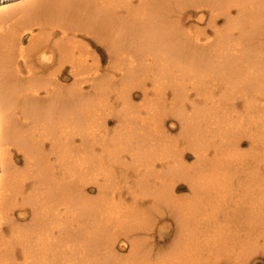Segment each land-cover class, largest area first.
Masks as SVG:
<instances>
[{
  "label": "bare ground",
  "instance_id": "1",
  "mask_svg": "<svg viewBox=\"0 0 264 264\" xmlns=\"http://www.w3.org/2000/svg\"><path fill=\"white\" fill-rule=\"evenodd\" d=\"M191 12L214 37L186 29ZM114 80L116 113L103 99ZM169 113L179 137L162 125ZM240 180L249 198L233 211L256 213L248 231L264 238V0H0V264H221L252 248L249 232L233 243L214 220ZM147 202L167 204L181 232L155 257L130 239Z\"/></svg>",
  "mask_w": 264,
  "mask_h": 264
},
{
  "label": "rangeland",
  "instance_id": "2",
  "mask_svg": "<svg viewBox=\"0 0 264 264\" xmlns=\"http://www.w3.org/2000/svg\"><path fill=\"white\" fill-rule=\"evenodd\" d=\"M189 14L188 13L186 14L185 20H184V22L186 23V29L187 28L190 29L191 26L194 27V28L191 27V29H196L197 25H198V27H201L202 29H203V27H205L204 30H206V31H203L201 28L200 29L197 28L198 31L201 30L200 34H203L204 32L205 33L207 32L208 34L206 33V35H211L213 37L215 36V34L213 33V29L210 28L211 24H209V18H207L208 15L202 16L201 13L198 14L196 12H191ZM218 25L221 28L226 26L225 25V21L223 19H219V24ZM202 31H203V33H202ZM201 36H203V35H201ZM100 49H101L100 52L102 51V53H103L102 69H105L107 67V65H108L107 52H106L105 48H100ZM119 77L120 76L117 75L115 79H118ZM147 82L150 83L149 85L152 87L151 82L150 81H147ZM68 83H71V81L70 82L68 81ZM110 83H111V89L109 88L108 90L111 91L112 93L108 94L109 96L108 95H104L103 99L104 98H106V99L108 98L109 99L108 101H110V104L113 105L114 109H115V107L118 106L116 108V110H115V113H116L117 110L119 109V106L121 107V103H120L121 101L117 97L115 92L117 90H120L121 86L117 85L115 80L111 81ZM114 84H116V85H114ZM117 86H120V87H118L117 89L114 88V87H117ZM85 87H86V90L89 91V89L91 88L90 83L86 82L85 83ZM129 93H130V97H132L131 100L134 102L133 103L131 101L133 106H134V104L135 105H140L142 103L144 98H143L142 91L140 89H138L137 87H132L131 90H129ZM117 94H118V92H117ZM191 95L195 97V93H192ZM142 113L143 114L146 113L145 110H143ZM164 116H165V121L163 122L164 124H162V125L164 127H166L165 128L166 131L168 133H170V135H172V137H179L178 135L181 134L180 133V131H181L180 128H182L181 122L179 121V119H177L176 116H174L173 114H170V115L164 114ZM119 124L120 123H119L117 117L109 116L108 126H107L108 129L113 131V130H115L117 128L116 126H118ZM245 143L246 144L243 145V148L245 150H247L250 147V145H249L248 142H245ZM181 147L184 148L185 146L183 145ZM186 154H187V157H186L187 162L190 163V164L193 163L195 161V154L192 151H190V149H186ZM13 157H14V162L17 163V165L19 167H23L24 166V158H23V156L18 151H16L15 149H14V156ZM125 159L123 158V160H125ZM117 165L121 166V167L123 166V164L122 165L117 164ZM118 166H116V167H118ZM121 167H118V168H121ZM127 171H129L131 173L133 172L130 169H128ZM118 172H121V169H118ZM243 176H244V174H243ZM243 178H245V176ZM91 180H87L88 183H86V192H88L87 194H88V196L90 198H92L93 200L96 201L97 197H95V196H99L100 194H99V190H98L97 186L95 184H93V181H91ZM242 181H241V184H240L241 187L238 186L239 188L237 187L235 189L236 191L234 190V192L232 193L233 195L232 194L230 195L228 203H226L224 205L223 204L224 202L221 201V204H223V206H222V208L220 207V213H219V215H215V219L214 220L216 221L217 220L216 218L218 217L221 220V222H223V225L227 226V227H224L227 230L226 233L224 234L225 238H227V239L231 238V240L233 238L234 239L233 243H235L234 241H236V239L241 238V236H242V238L245 237V239H247V238L249 239L250 238V243H251L250 246H252L253 249L252 248L251 249H245V247L243 246L242 248H244L245 251L247 250L245 253H243L244 252L243 250L238 249L236 251L233 250V253L230 251V252L225 253L223 255L222 250H220L217 247H215L214 249L211 250L212 251L211 254H213V252H215L216 250L219 251L220 253H222L223 256H221L222 257L221 260L223 259L224 262L221 261L222 262L221 264H233V263H235V264H264V238L258 235L259 232H258L257 229H259V228L252 229L251 233H253V234H251L248 231L249 229L252 228V226L250 224L254 223L256 225V224L259 223V220H258V222L255 221L256 213L253 214V213L249 212V210L233 211L234 208H237V209L240 208L239 206H240L241 203H236L237 200H240V199L244 200L243 197H245V199L249 198V196H245L246 193H245V191H243L244 189H246V188H244V186L246 187L247 184L246 183H242ZM182 182L186 184L185 181H182ZM122 184H126V183L123 182ZM127 190L128 189L125 186V188L122 189V192H123L122 194L124 195L125 198H127L126 201H128L129 204H130V203H132V199H131L132 195L130 193H127ZM243 192H244V194H243ZM189 193H190V191H189V188H187V184H186V186L182 185V188H179L176 194L182 195V196H186ZM93 195H95V196H93ZM142 195L143 194H139V197L140 198L142 197L144 200H146V198L147 199L150 198V197L145 196V195L143 197ZM238 198H240V199H238ZM143 199H142V201H144ZM244 201H247V200H244ZM160 205L161 206L159 208L158 207L155 208V207H152L151 205H149V203L147 202L144 205V208H147V207L153 208L150 220L146 219L145 221H142V222L140 220L133 221V226L132 227H133V229L134 228L135 229L133 231V234L131 233V235H130V239L131 238L132 239L135 238V239L143 240L144 242H143V250H142V252L144 251V253H148V255L153 256V257L159 255L160 253L165 251V249H166V251H168L170 248H172L174 246V243L177 240L175 238H177V237L179 238V236H181V232L176 228L177 227L176 226V220L174 219L173 214L169 213L170 212V207L167 204L165 205V203H161ZM138 222L141 223V225ZM117 224H118V222L116 221V226H117ZM119 224H118L117 228H120ZM114 225H113V223H110L111 227L114 226ZM132 227H130V228H132ZM249 227H251V228H249ZM259 230L261 231L262 229H259ZM239 233H240V235H239ZM247 233H248L249 237H247ZM117 235H118V240L122 239V238L125 237V231L124 230H120V231H118ZM251 236H253V237H251ZM251 238L252 239L256 238V240L259 239L258 243H256L257 244L256 247H253L254 243H252ZM116 240L117 239L115 238L114 242ZM238 246H239V244H238ZM118 248L119 247L117 246L116 249H118ZM233 249H235L234 246H233ZM103 251L104 250L102 248V252ZM130 252H131L130 251V246L127 247V249H124V250L119 248V252H117V250H116V255L125 257V256L129 255ZM238 252L239 253L242 252L243 254L239 255ZM240 256H242L241 257L242 259L240 258L241 260L238 259ZM214 260H212V261H214ZM231 262H233V263H231ZM213 263L215 264V262H211V264H213Z\"/></svg>",
  "mask_w": 264,
  "mask_h": 264
}]
</instances>
